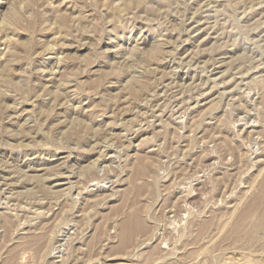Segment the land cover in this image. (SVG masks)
<instances>
[{"label":"rangeland","instance_id":"1","mask_svg":"<svg viewBox=\"0 0 264 264\" xmlns=\"http://www.w3.org/2000/svg\"><path fill=\"white\" fill-rule=\"evenodd\" d=\"M0 264H264V0H0Z\"/></svg>","mask_w":264,"mask_h":264},{"label":"bare ground","instance_id":"2","mask_svg":"<svg viewBox=\"0 0 264 264\" xmlns=\"http://www.w3.org/2000/svg\"><path fill=\"white\" fill-rule=\"evenodd\" d=\"M208 5V4H207ZM257 5V4H256ZM253 55V54H252ZM254 58V57H253ZM195 63V62H194ZM262 64V63H261ZM256 67V66H255ZM226 80V79H225ZM194 104V103H193ZM249 122V121H248ZM255 132V131H254ZM108 164V163H107ZM63 174V173H62Z\"/></svg>","mask_w":264,"mask_h":264}]
</instances>
